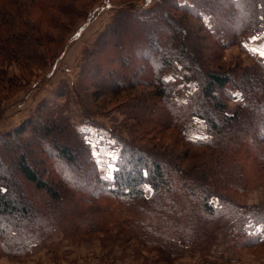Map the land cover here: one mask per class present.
I'll return each mask as SVG.
<instances>
[{"label":"rangeland","instance_id":"rangeland-1","mask_svg":"<svg viewBox=\"0 0 264 264\" xmlns=\"http://www.w3.org/2000/svg\"><path fill=\"white\" fill-rule=\"evenodd\" d=\"M227 1L218 0L214 12L219 3L224 7ZM175 3L190 6L192 0H0V136L24 123L22 137L28 138L34 130L51 128L49 119H63L73 132L82 134L83 144L89 147L88 164L77 160L65 168L60 163L71 186H66L68 191L52 216L55 218L50 217L54 220L40 216L31 234L21 236L18 248L4 242L7 247H0V264H264V168L246 147L244 153L241 150L244 156L238 158L241 178L223 193L240 207L235 208L238 216L234 225L227 221L216 223L214 219L226 211L221 208L213 216L200 214L194 218L192 229H182L186 237H177L172 243L160 242V246L147 244L160 230L164 237L171 234L162 213L149 203L128 205L104 193L101 181L112 178L120 140L166 155V162H175L185 175L207 161L215 163L218 155L214 148L184 141L212 140L203 120L191 117L180 135L175 129L156 127L145 118L151 114L152 102L150 97L145 102L142 95L151 92L150 86L139 84L118 95L91 96L92 86L99 85L108 72L126 74L121 64H151L148 59L152 54L148 52L161 49L159 39L169 41L166 23L183 17L172 8ZM4 11L7 16H2ZM124 12L138 19L136 27L115 25L119 17L116 14ZM206 12L207 9L199 10L200 21L190 17L182 20L200 36H206V54L222 55L217 62H210L211 66L234 67L239 76V68L249 66L252 59L264 61L263 34L242 35L237 39L239 45L218 48L214 43L221 46L230 37ZM12 35L23 37L21 46L11 41ZM142 41L155 42L141 45ZM127 54L131 57L127 58ZM163 67V79L170 81L173 88V101L183 106L198 83L184 79L185 68L180 63ZM226 90L236 98L225 108L227 114H232L240 94L233 88ZM55 136H47L41 146L52 152L41 157L50 169L57 163L51 144L58 137ZM3 153L1 148L0 155ZM5 167L11 175L12 169ZM53 178L58 179L56 174ZM44 179H48L47 174ZM151 194L145 186L144 195L150 198ZM32 201L40 212H45L48 204L41 193L34 192ZM245 216L246 220H239ZM174 219L182 224L181 219ZM144 228L152 237L146 234L147 238H143ZM254 238L260 241L239 247Z\"/></svg>","mask_w":264,"mask_h":264},{"label":"trees","instance_id":"trees-1","mask_svg":"<svg viewBox=\"0 0 264 264\" xmlns=\"http://www.w3.org/2000/svg\"><path fill=\"white\" fill-rule=\"evenodd\" d=\"M217 1L207 0L204 3L203 0H192L190 6L175 3L172 8L179 10L183 17L178 21L170 20L166 23V27L170 30L167 34L169 41L159 39L161 49L155 48L148 52L153 56L148 59L151 64L148 67L136 62L121 64L123 66L121 70L125 69L126 74L112 70L102 77L98 82L99 85L92 86V97L106 93L118 95L123 90L136 88L139 84L150 86L151 92L142 95L145 102L149 97L152 102L151 114H146L145 118L152 121L156 127L172 128L182 135V130L190 118L197 117L206 124L212 140L194 142L185 139L184 141L192 146L218 150L215 163L211 164V161H207L194 173L185 175L175 162H166V155H160L154 149L137 148L128 141L120 140L112 178L107 182L101 181V184L105 186L104 193L107 196L123 199L128 205L139 201L149 203L151 208L158 209L162 213L163 221L167 224L166 229L171 234L169 237H164L160 230L154 239L147 240V244L159 243L160 246L162 242L172 243L177 237H186L187 232L182 229H192L191 222L194 218L199 217L200 214L213 216L215 211L221 208L226 211L214 219L216 223L220 225L225 224L223 221H227L226 224L234 225L239 206L229 201L223 193L227 192L225 191L227 187L231 188L241 178L238 163V158L243 155L241 150L244 153V148H248L257 159V164L264 168V61L252 59L249 66L239 68L241 70L239 76L234 67L211 66L210 62L218 61L222 55L206 54L203 47L206 36H200L193 26L189 27L182 20L190 17L200 21L199 10L207 9L206 14L209 19L230 37L221 46L214 43L218 48L223 49L233 44L239 45L237 39L242 35L250 33L264 35V0H228L224 7L219 3L218 11L215 13L214 6ZM3 15L7 16V12H2ZM116 16H119L116 19V26L130 24L133 28L136 27L137 18H131L126 12L117 13ZM206 31L209 32L207 29ZM12 40L17 42L18 47L23 43L21 35H12ZM154 42L142 41L141 45H153ZM198 45L201 47L199 48ZM120 52V57L125 55ZM126 57H131V54H127ZM171 62L183 65L184 79L195 80L198 83L196 91L189 95L188 102L183 106L173 101L171 82L163 79V66ZM227 88H233L240 94L239 104H236L232 114H227L225 108L227 103L236 98L227 92ZM49 122L51 128L45 126L44 129L38 130V134V131L34 130L32 136L28 138L22 137L26 127L24 123L0 136V150L2 148L4 151L2 156L0 155L1 250L7 247L4 242H10L18 248L21 236L31 234L33 228L37 227L40 216L54 220L52 218L55 217L52 216H55L64 193L68 191L65 188L71 186L60 163L65 168L68 165H75L77 160L89 163L87 159L89 147L83 144L82 134L73 132L63 119L58 122L51 118ZM28 126L31 124L29 123ZM53 134L54 137L55 134L58 135L51 141L57 163L53 169H50L41 157L48 156L52 152H46L41 146L44 139ZM64 135L72 141L67 140ZM63 139L67 141L65 144L59 142ZM72 142L75 144L73 145ZM9 152H11L10 156ZM7 165L12 169L11 175L5 170ZM46 174L48 179H44ZM55 174L58 179L53 178ZM26 186L31 187V190L29 191ZM145 186L152 191L150 198L144 195ZM34 192L41 193L47 201V209L43 213L32 201ZM49 206L51 209H48ZM11 216L14 219L8 220L7 218ZM174 218L181 219L182 224ZM239 220H246V216L242 219L239 217ZM142 234L144 239L147 238L146 234L152 237L147 228L142 230ZM243 241L240 245L244 244ZM259 241L260 239L254 238L239 247H249ZM15 252L20 251L17 249Z\"/></svg>","mask_w":264,"mask_h":264},{"label":"snow or ice","instance_id":"snow-or-ice-1","mask_svg":"<svg viewBox=\"0 0 264 264\" xmlns=\"http://www.w3.org/2000/svg\"><path fill=\"white\" fill-rule=\"evenodd\" d=\"M262 55H264V52H262Z\"/></svg>","mask_w":264,"mask_h":264}]
</instances>
